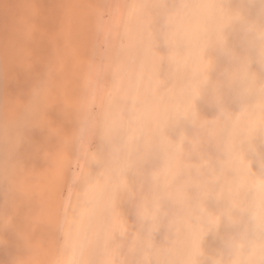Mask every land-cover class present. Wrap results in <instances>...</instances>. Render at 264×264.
Returning <instances> with one entry per match:
<instances>
[{
    "label": "clouds",
    "instance_id": "1",
    "mask_svg": "<svg viewBox=\"0 0 264 264\" xmlns=\"http://www.w3.org/2000/svg\"><path fill=\"white\" fill-rule=\"evenodd\" d=\"M0 264H264V0H0Z\"/></svg>",
    "mask_w": 264,
    "mask_h": 264
},
{
    "label": "bare ground",
    "instance_id": "2",
    "mask_svg": "<svg viewBox=\"0 0 264 264\" xmlns=\"http://www.w3.org/2000/svg\"><path fill=\"white\" fill-rule=\"evenodd\" d=\"M75 10H78V9H75ZM81 12L79 13V16L81 15V17H82L83 15H85V13L83 11V14H81ZM74 16H75V14H74ZM69 17H70V15H69ZM81 17L78 20L80 22L82 20L83 24L80 23L81 25H78L79 27H77L74 30H71V29L69 30V28H68V30L64 33V36L62 38L63 50L66 52V55L65 56H63L64 54L61 55L63 60L61 58V60H62V61L60 60L61 66H60V62L58 63L59 64L58 66H60L61 68L63 67L62 69L66 70L64 72H66L67 80H69V81H74V77L76 75H78L79 68L83 62V58L81 56V50L85 46L86 38H85V28H84V17L83 18H81ZM72 20H74V19L72 18L71 21ZM78 20H76V21H78ZM78 22H76V23H78ZM57 69H59V68H56V70ZM64 72H62V73H64ZM71 86H72V84H71ZM62 88H64V86ZM64 92H66V91L64 90ZM63 169H64V162L62 161L61 164L58 166V168L53 173H51L50 175L44 176L40 182V187L48 193L49 198L53 202H55L59 199V197H60V195L64 189Z\"/></svg>",
    "mask_w": 264,
    "mask_h": 264
},
{
    "label": "rangeland",
    "instance_id": "3",
    "mask_svg": "<svg viewBox=\"0 0 264 264\" xmlns=\"http://www.w3.org/2000/svg\"><path fill=\"white\" fill-rule=\"evenodd\" d=\"M13 7H15V5H13ZM45 7H49V5L46 4ZM75 9H78V8H73V9H71L70 12H69V13H70V14H69L70 17L68 16L69 19L67 20V22H66V24H65V27H64V29H63V31H62V33H63V34H62V38H63V36H64V33L68 30V28H69V30H70V29H71V30H74V29H76L77 27H79L78 25H81L80 23H82V20H81V22H80L78 19H80V17H81V15L79 16V13L82 11L81 14H83V10H82V9L75 10ZM72 10H73V11H72ZM74 14H75V16H74ZM72 15H73V16H72ZM76 15H77V16H76ZM83 17H84V15H83L81 18H83ZM72 18H73L74 20L71 21ZM75 19L78 20L79 22L76 21ZM73 21H74V22H73ZM76 22H78V23H76ZM82 24H83V23H82ZM62 41H63V40H62ZM63 54H64V55H63ZM62 55H63V56L66 55V52H65L64 50L62 51ZM61 58H62V57H60V60H61ZM60 60H59V62H60ZM62 60H63V58H62ZM62 60H61V61H62ZM59 62H58V63H59ZM58 63H57V65H56V68H59V69H57L56 71H57V72H60V71H61V73L64 72V71H66L65 69H62L63 67H62V68L60 67V66H61V62H60V66H58V65H59ZM57 66H58V67H57ZM58 70H59V71H58ZM67 71H68V70H67ZM64 73H65V79L61 82V85L63 84L61 87L64 86L63 89L66 91L65 94H67V93L69 92V90L71 89V87H72L71 84H73L74 81H69V80H67L66 72H64ZM67 73H68V72H67ZM65 80H66V81H65ZM70 83H71V84H70ZM66 84H67V85H66ZM64 90H63V91H64Z\"/></svg>",
    "mask_w": 264,
    "mask_h": 264
}]
</instances>
